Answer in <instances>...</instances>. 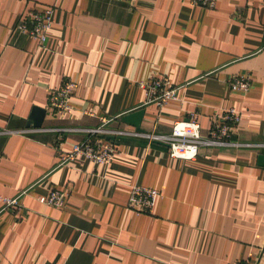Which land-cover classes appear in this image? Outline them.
I'll use <instances>...</instances> for the list:
<instances>
[{
  "label": "crops",
  "instance_id": "obj_1",
  "mask_svg": "<svg viewBox=\"0 0 264 264\" xmlns=\"http://www.w3.org/2000/svg\"><path fill=\"white\" fill-rule=\"evenodd\" d=\"M50 6L40 46L18 24ZM245 73L250 90L233 92L228 78ZM154 76L179 86L180 101L143 105L140 83ZM66 79L73 109L58 114L49 94ZM224 107L242 115L233 138L253 146L184 159L146 136L194 109L206 134ZM140 108L145 132L122 121ZM105 118L113 160L61 164L57 146L71 149ZM0 154V194L26 192L21 209L0 199V264H264V0H0ZM135 185L161 191L149 214L128 208ZM52 189L70 192L64 205L38 200Z\"/></svg>",
  "mask_w": 264,
  "mask_h": 264
},
{
  "label": "built area",
  "instance_id": "obj_2",
  "mask_svg": "<svg viewBox=\"0 0 264 264\" xmlns=\"http://www.w3.org/2000/svg\"><path fill=\"white\" fill-rule=\"evenodd\" d=\"M192 2L206 8H215L218 0H192ZM54 13V6L41 10H29L21 18L18 27L36 38L40 46H45L48 39V31L55 21ZM227 83L233 92L246 93L251 88L252 78L248 73L235 74L228 78ZM140 85L145 91L143 105L156 104L162 108L171 101H180L179 86H176L168 77L154 76L147 81L141 82ZM75 88L76 83L71 79H66L58 88L50 92L49 104L54 112L66 114L72 111L73 106L70 100ZM241 119L242 115L238 109L235 107H224L215 113L211 127L204 134L200 123V111L194 109L188 112L186 118L176 121L169 133H147L146 136L150 140L169 144V153L173 157L195 159L203 148L253 146L254 144L240 142L233 138L234 131L239 126ZM106 122L107 119L105 118L102 126L87 129V136L82 141L75 143L69 150H61L58 145L57 148L61 151L60 163L67 164L79 155L100 164L111 162L117 154L118 148L113 140L102 136ZM109 132L112 134L124 133L121 129ZM25 193V190H23L14 197L0 194L3 210L13 207L21 209L20 199ZM69 195L70 192L68 190L52 189L49 194L39 196L38 200L48 205L62 206ZM160 196L161 191L157 188L135 185L131 189L128 208L137 214H149L153 210L155 201ZM234 264H246V262Z\"/></svg>",
  "mask_w": 264,
  "mask_h": 264
},
{
  "label": "water",
  "instance_id": "obj_3",
  "mask_svg": "<svg viewBox=\"0 0 264 264\" xmlns=\"http://www.w3.org/2000/svg\"><path fill=\"white\" fill-rule=\"evenodd\" d=\"M145 112H146L145 108L134 110L122 116V121L127 124L133 125L138 132H145V130L142 127V121L144 119ZM45 114H46L45 108L36 106L33 110V113L31 114V118H30L32 119L31 123L36 127H40L42 125ZM164 144L169 145L167 143ZM259 161L262 165H264V154H261L259 156Z\"/></svg>",
  "mask_w": 264,
  "mask_h": 264
},
{
  "label": "trees",
  "instance_id": "obj_4",
  "mask_svg": "<svg viewBox=\"0 0 264 264\" xmlns=\"http://www.w3.org/2000/svg\"><path fill=\"white\" fill-rule=\"evenodd\" d=\"M13 208L17 209V207H13Z\"/></svg>",
  "mask_w": 264,
  "mask_h": 264
},
{
  "label": "rangeland",
  "instance_id": "obj_5",
  "mask_svg": "<svg viewBox=\"0 0 264 264\" xmlns=\"http://www.w3.org/2000/svg\"><path fill=\"white\" fill-rule=\"evenodd\" d=\"M205 134V133H204Z\"/></svg>",
  "mask_w": 264,
  "mask_h": 264
}]
</instances>
